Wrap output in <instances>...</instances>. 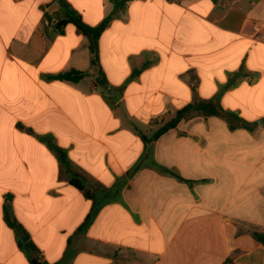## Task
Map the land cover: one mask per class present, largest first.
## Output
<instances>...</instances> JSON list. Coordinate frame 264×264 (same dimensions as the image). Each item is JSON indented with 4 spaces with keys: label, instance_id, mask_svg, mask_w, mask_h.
Instances as JSON below:
<instances>
[{
    "label": "crops",
    "instance_id": "1",
    "mask_svg": "<svg viewBox=\"0 0 264 264\" xmlns=\"http://www.w3.org/2000/svg\"><path fill=\"white\" fill-rule=\"evenodd\" d=\"M61 2L91 27L115 7L0 0V264H31L8 200L45 264H264V0H118L101 74L73 24L56 30ZM215 96L255 128L192 112L154 137Z\"/></svg>",
    "mask_w": 264,
    "mask_h": 264
},
{
    "label": "trees",
    "instance_id": "2",
    "mask_svg": "<svg viewBox=\"0 0 264 264\" xmlns=\"http://www.w3.org/2000/svg\"><path fill=\"white\" fill-rule=\"evenodd\" d=\"M112 1L114 2V6H115L114 13H112L110 16L104 19L96 27H91L83 23V21L74 11L69 9L65 3L61 2L64 8L65 17L64 19L58 21L55 24L56 30L58 32H62L64 26L68 23H71L76 27L78 32L81 33L87 39L88 49L91 54V62L93 65L97 66L99 73L101 71L98 67V40L100 38V35L104 31V29L108 26L109 22L115 15V11L118 8L123 7L122 6L123 4L116 3L118 0H112ZM145 66H147V64L144 65V67ZM139 72H140L139 70H134L132 72V75L130 76V80L134 79L136 75L139 74ZM240 75L245 76L246 73H244L242 69H239L236 73L231 74L224 88L229 89V88H233L234 86H236L238 82V77ZM82 77H83V73L75 71V70H70L68 72L49 76L48 78L51 80L78 82ZM192 112H196L202 115L204 118H207L210 116L220 117L228 123L230 129L243 128V129L252 131L256 126V123L246 122L240 117H238V115L234 112L223 110L219 104V98L216 96L209 100H202V99L196 98L194 99L192 103L187 104L181 109H179L178 111H176L175 115L169 121H167L164 125L158 128L154 137H158L164 132H166L167 130L175 128L176 125L181 120L186 118ZM157 169L163 174L172 175L176 177L178 180L184 181V179H182L178 174H176L172 170H169L165 167L158 166V165H157ZM70 183L74 185L75 187H77L78 189L83 190L84 194L88 196V193L84 188V185L81 183V181L78 178L71 177ZM96 211H97L96 208L93 207L91 212L85 218L84 222L78 228L77 232L84 233L87 230V228L89 227V225L94 219ZM3 212H4V220L7 226L15 232L18 247L28 257L30 263L31 264H45L39 260L37 250L32 244L28 234L23 229V227L16 221L12 213V208H11L9 200L5 202ZM253 237L258 243L264 246V233H253Z\"/></svg>",
    "mask_w": 264,
    "mask_h": 264
},
{
    "label": "built area",
    "instance_id": "3",
    "mask_svg": "<svg viewBox=\"0 0 264 264\" xmlns=\"http://www.w3.org/2000/svg\"><path fill=\"white\" fill-rule=\"evenodd\" d=\"M45 24H48L47 22Z\"/></svg>",
    "mask_w": 264,
    "mask_h": 264
}]
</instances>
